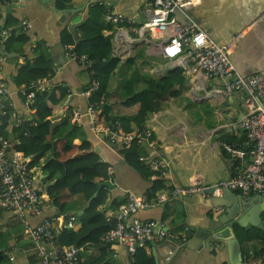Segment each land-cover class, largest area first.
I'll return each instance as SVG.
<instances>
[{"label": "crops", "instance_id": "1", "mask_svg": "<svg viewBox=\"0 0 264 264\" xmlns=\"http://www.w3.org/2000/svg\"><path fill=\"white\" fill-rule=\"evenodd\" d=\"M153 1L70 0L60 8L59 0H23L21 4L4 6L0 13V58L2 59L0 83L8 87L12 93L14 112L22 116L28 104L21 94L22 87L17 83L20 67L27 61L34 60L38 43L46 44L48 57L52 58L55 67L52 82L55 87L65 85L70 95L68 103L59 104L58 109L62 112L55 122L64 121L70 109L73 112L69 129L62 137L64 139L71 137L75 146H82L84 142H88L93 151L101 155L102 161L111 165L110 174L113 177L111 182L116 188L108 189V200L100 208L102 214H105L108 221L116 220L119 209L114 207L113 202L117 200L126 203L128 194L134 193L146 197L151 202V206L134 213L128 220L129 225L134 219L155 221L163 225L166 231L187 237L185 244L170 238L157 241L151 251L147 247L143 248L145 252H141L148 259L153 258V264H264V256L260 252L264 245L260 241L240 243L238 240L240 245H236L231 240L232 236L226 238L229 234H224V239L211 242L209 248L205 247L202 241L182 249L179 246H164L169 240L183 245L191 243L193 233L208 230L212 221H217L222 216L225 207H214L212 197L202 194L174 197L172 191L178 187L215 185L233 177L237 162L233 163L234 157L223 148L224 136H233L236 141L233 144L234 148L247 154L245 157L247 163L252 162L253 145L246 143V132L238 128L233 132L227 130V126L238 125L249 114L250 107L249 103L247 104L250 99L249 92L228 95L220 80L188 76L182 70L186 79L184 86L175 87L174 91H170L171 93L168 94L170 98H167V95L163 98L166 100H162V111L150 116L146 122V130L150 133L147 140L154 144L151 154L160 163L158 173L151 174L148 178L141 176L126 164L120 154L121 139L113 143L106 135L90 129L88 117L74 116L75 111L84 114L90 106V95H85V92L90 87L91 76L86 67L71 61L66 55L64 39L71 36L76 43L81 41L82 34L79 27L92 12L96 18L94 6L97 4L105 8L104 15L97 16V22L105 26L103 35L110 39L113 54H118L120 51L126 53L123 59L118 56L120 65L108 86L107 92L111 96H118L114 100L115 104L113 98L110 100L114 105V113L120 114L123 111L121 99L125 96V91L149 90L154 87L156 78L177 68L159 53L158 46L161 42L159 36L154 35L147 44L137 38L138 34H133L135 38L133 46H127L118 36V25L109 23L105 19L106 5L110 3L111 9L119 15L133 18L138 25L143 24L153 12ZM195 1V6L186 14L175 13L176 19L180 23H197L212 39L221 44L236 41L231 60L238 73L244 77L264 75V20H261L264 0ZM23 21L30 23L29 30H24ZM11 33H15L16 37L26 33L30 40L26 44L11 45L8 43ZM175 92L179 95L174 98L172 94ZM200 97L201 101L198 100ZM256 106L257 101H252V107ZM135 114V108L122 112V115L128 116ZM26 117L29 119L31 116ZM1 122L3 123L2 120ZM7 123L9 128L5 138L12 145L18 142L20 135L12 132L11 128L17 127L12 117ZM131 127L134 132L137 131L134 124ZM130 146L127 145L125 148ZM144 148L146 152H143L141 160L146 164V153H149L150 149L147 144ZM19 156L25 164L29 161L23 157V154ZM53 158V155L48 154L40 160L39 165L31 169L42 196L44 210L40 215H27L25 221L30 227H36L49 218L54 220L59 235L66 228L79 232L82 229L81 221L69 228L65 226V217L67 215L80 219L84 217L89 209V199L87 200L82 194L72 196L65 193L60 197L63 208L56 206L50 200L47 191L55 180H48L49 175L44 170V166ZM163 173H165L164 177ZM160 180L163 181V188L153 192L155 183ZM237 194L244 197L252 196ZM162 196L166 200L156 203L155 199ZM24 224L25 222L12 212L1 209L0 234L6 239L3 252L8 255L9 264H41L38 250ZM154 251L157 252L156 256ZM98 262L134 264V259L128 249L119 243L82 247L79 264ZM138 263L149 264L145 262L144 257L138 259Z\"/></svg>", "mask_w": 264, "mask_h": 264}, {"label": "built area", "instance_id": "2", "mask_svg": "<svg viewBox=\"0 0 264 264\" xmlns=\"http://www.w3.org/2000/svg\"><path fill=\"white\" fill-rule=\"evenodd\" d=\"M23 0H10L0 2V13L6 5L21 4ZM196 4L195 0H154L152 3L153 12L149 19L138 25L130 17L119 15L111 9V4L106 5L105 19L107 22L118 25V36L123 39L127 46H133L138 34L143 42L149 44L152 37L157 35L161 42L158 46L159 53L164 59L171 61L174 66L185 71L188 76H201L204 79L220 80L226 94L250 93L249 114L238 123L227 126L230 132L237 128L246 132L249 144L253 145V160L251 163L245 161L246 153L238 151L233 145L223 144V148L236 160L235 174L230 179L220 181L215 185L190 186L186 188H175L172 191L174 197L192 196L202 194L205 196H222L225 189L243 195H264V75L255 74L244 77L238 73L231 60V54L236 41L230 44H218L212 40L209 34L197 23H180L175 13L180 11L186 14ZM261 20H264V13ZM25 31L31 28L28 21H23ZM130 33V35H129ZM65 53L69 59L84 67H91L94 64L88 61L85 56H78L74 53L73 47H65ZM126 53L120 51L113 54L115 58L123 59ZM106 62V59L103 60ZM2 59L0 58V71ZM55 88L52 79H42L33 83L28 89L23 87L21 94L26 98L30 106L34 103L37 93H45ZM100 88L97 80L91 82V86L85 95L91 96ZM70 97V95H69ZM199 101L202 100L200 97ZM257 101V106L252 107V101ZM102 107L91 104L84 114L75 111L74 116L80 118L86 116L89 119L90 129L93 132L106 135L113 143L121 139L122 150L133 142L140 146H148L149 153H146L145 162L149 169L158 173L160 168L159 160L151 154L154 144L147 139L149 131H136L131 134H120L111 129L107 124L100 122ZM10 115L17 127L22 126V116L14 112L12 93L8 87L0 83V124L4 116ZM160 175V174H159ZM165 176V173L162 174ZM161 176V177H162ZM0 180L2 191L0 207L12 212L16 217L25 222V228L33 244L38 250L41 264H79L81 247H64L59 242V232L55 228L53 219H45L36 227H30L25 221L29 214L40 215L44 210L42 196L36 185V178L33 172L27 168L18 153L11 150V144L0 133ZM212 192V194H210ZM164 196L157 197L156 203L165 201ZM151 202L146 197L129 193L126 203L118 210L116 226L102 239L103 243H119L124 245L133 256L138 248H149L159 240L174 238L181 243H187V237L175 235L166 231L163 225L155 221H141L134 219L131 224L128 220L132 215L141 209H148ZM219 211V209H217ZM66 220V219H65ZM75 217L67 220L65 226L73 227ZM186 231H189L186 229ZM217 243V242H215ZM214 243V244H215ZM217 245V244H216Z\"/></svg>", "mask_w": 264, "mask_h": 264}, {"label": "trees", "instance_id": "3", "mask_svg": "<svg viewBox=\"0 0 264 264\" xmlns=\"http://www.w3.org/2000/svg\"><path fill=\"white\" fill-rule=\"evenodd\" d=\"M69 1L59 0L58 6L63 8ZM94 8V13L97 16L104 15L105 8L103 6L97 4ZM97 16L95 18L92 12L79 27L80 34H82L80 42L76 43L71 36H68L64 39V44L67 47H73L74 53L79 57L85 56L88 61L95 64L86 68L91 76V82L97 80L100 83V89L90 96V105L96 104L102 107L99 121L123 135L134 133L135 130L131 127L132 124H134L137 131H144L149 117L162 111L163 98L175 87L182 88L186 83L183 71L180 68H175L156 78L154 87L149 90L130 92V89L125 91V96L121 99L123 100L121 103L122 112L125 113L127 110L135 108L136 114L128 116L122 115V112L120 114L114 113V105L110 100L113 98L114 101L118 96H111L107 91L111 78L119 68L120 60L112 56V44L110 39L103 35L105 26L97 22ZM8 38V43L11 45L15 43L26 44L30 40L26 33H21L18 37L15 33H11ZM47 51L45 43L40 42L36 45L34 60L27 61L20 67L17 78L18 86L28 89L39 80L54 78V63L51 57L49 59ZM104 59H106V62H103ZM178 95L179 93L175 92L172 97L175 98ZM68 98L69 91L65 85L56 86L49 92H38L34 103L28 105L22 114L23 121L27 123L26 131L20 136L18 142L11 145V150L23 154L24 158L29 159L26 166L30 170L39 165L40 160L48 154L54 156L45 164L44 170L49 175L48 180H55L54 184L49 187L47 194L56 206L63 208V205L60 204V197L65 193L72 196L82 194L87 200L97 193L84 217H81V219L70 215L65 217L66 221L75 217L74 226L81 221L82 229L79 232L68 228L64 229L59 235L60 245L78 248L86 245H104L106 243L102 242L103 237L116 226L117 220L108 221L105 214H102L100 208L108 200L109 190L107 188L98 190V184L113 180L110 174L111 165L103 162L101 155L93 151L88 142H84L82 146H75L71 137L69 139L62 137L69 129L70 122L73 119L72 110H69L66 119L61 123H56L55 120L62 112L58 109L59 104L68 103ZM26 116L31 117L28 119ZM8 128L9 123L1 122L0 133L4 137H6ZM11 129L13 133L19 134L22 131V126ZM246 138V143H248L247 135ZM222 142L233 145L236 141L233 136H224ZM143 152L145 153L146 149L138 145L137 142H133L130 147L120 151V154L127 165L136 170L141 176L148 178L154 172L141 160ZM161 188H163V181L160 180L155 183L153 192ZM1 191L2 183L0 180V193ZM124 203L116 200L113 205L116 209H119ZM1 209L0 207V214ZM262 219L264 222V214ZM235 231L240 243L260 241L264 245V230L256 227L242 229L236 225ZM5 246L6 239L0 234V264H9L8 255L6 256V253L3 252ZM141 251L145 252L143 248H138L133 255L134 264H139L138 259L141 257H144L145 262L153 264V258L148 259ZM260 252L264 256V248ZM96 264H101V262Z\"/></svg>", "mask_w": 264, "mask_h": 264}, {"label": "water", "instance_id": "4", "mask_svg": "<svg viewBox=\"0 0 264 264\" xmlns=\"http://www.w3.org/2000/svg\"><path fill=\"white\" fill-rule=\"evenodd\" d=\"M88 4H90V1L88 2ZM179 12L180 11H177L176 14ZM182 14L184 15V13ZM181 23L186 24L185 22H181ZM216 43L221 44L219 42H216ZM172 90L174 91V89ZM167 98H170V95H168ZM163 100H166V99H163ZM9 120H10L9 114L4 116L2 119L3 123L8 122ZM26 125L27 123L24 122L22 125V131L19 133L20 136L25 133ZM65 138H67V135L65 136ZM235 162L236 160H233V163ZM102 188L114 190L116 188V185L113 184L112 182L99 183L98 190ZM210 194H212V192ZM96 196H97V193H95L89 199V203H88L89 207L92 201L96 198ZM211 197L213 201L212 205L214 207L216 208L225 207V210L222 213V216L219 217L217 221L213 220L212 225L210 228H208V230H205V231L200 230V231L193 233V238H192L191 243H188L187 245H183L180 243L176 244L175 242L169 240L164 243L165 244L164 246H179V248L182 249L186 247H191L192 243L202 241V244H205V247L209 248L211 246V242L224 239V234H229V236H227L226 238H229L232 236V239H231L232 242L234 241L236 245H240L238 243V239L235 233L236 225L242 229H246L247 227L251 226V227H256L260 230H264V224H263V219H262V216H263L262 214H264V195H254L251 197H244L229 189H225L222 196L220 197L211 196ZM154 255L155 256L157 255L156 251H154Z\"/></svg>", "mask_w": 264, "mask_h": 264}]
</instances>
